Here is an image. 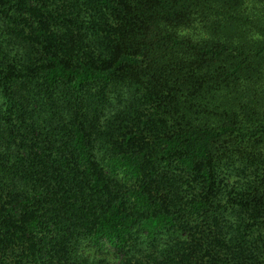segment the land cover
I'll use <instances>...</instances> for the list:
<instances>
[{"label": "trees", "instance_id": "trees-1", "mask_svg": "<svg viewBox=\"0 0 264 264\" xmlns=\"http://www.w3.org/2000/svg\"><path fill=\"white\" fill-rule=\"evenodd\" d=\"M0 264H264V0H0Z\"/></svg>", "mask_w": 264, "mask_h": 264}, {"label": "rangeland", "instance_id": "rangeland-1", "mask_svg": "<svg viewBox=\"0 0 264 264\" xmlns=\"http://www.w3.org/2000/svg\"><path fill=\"white\" fill-rule=\"evenodd\" d=\"M111 261H112V262H114V260H113V259H111Z\"/></svg>", "mask_w": 264, "mask_h": 264}]
</instances>
